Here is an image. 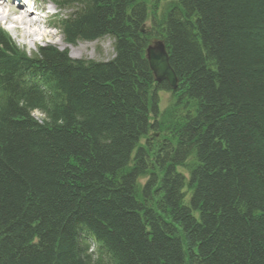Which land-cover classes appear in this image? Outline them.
I'll return each mask as SVG.
<instances>
[{
    "label": "trees",
    "instance_id": "1",
    "mask_svg": "<svg viewBox=\"0 0 264 264\" xmlns=\"http://www.w3.org/2000/svg\"><path fill=\"white\" fill-rule=\"evenodd\" d=\"M130 1L59 2L81 7L60 21L68 42L116 39L106 64L51 47L30 57L0 30V264H88L76 254L78 222L111 249L113 264H184L187 253L189 264H264V38L251 39L264 36V0L188 1L182 23L170 20L171 5L142 18L144 4L125 17ZM147 22L150 37L171 45L175 95L185 106L172 108L176 123L165 121L170 110L160 117L153 92L145 111L154 78L136 32ZM26 74L42 77L49 101L23 84ZM36 110L42 125L31 117ZM151 111L175 141L170 159L201 162L192 199L199 221L178 209L173 164L155 191L148 184L134 193L139 168L116 183ZM141 209L153 214L152 233ZM161 214L180 229L163 225Z\"/></svg>",
    "mask_w": 264,
    "mask_h": 264
},
{
    "label": "bare ground",
    "instance_id": "2",
    "mask_svg": "<svg viewBox=\"0 0 264 264\" xmlns=\"http://www.w3.org/2000/svg\"><path fill=\"white\" fill-rule=\"evenodd\" d=\"M188 1L190 2L192 0H161L159 5L160 6L171 5L173 7H177L175 9H173L174 13H170V20L173 17L182 23L183 18L186 15L185 7H186ZM148 2H149V0H131L125 8V17L126 16L128 18L132 17L133 16L132 15L133 10L137 9L139 6L142 8L141 5H144V4L147 5ZM156 3H158V1H156ZM57 9H58V7H57ZM66 9H68V8L67 7L61 8L62 11L66 10ZM159 9L161 10L162 8H159ZM142 12H143V15L141 16L142 18L144 17V14L148 15V10L145 12V8L142 10ZM158 12H159V10L157 12H155V14H158ZM78 13H79V11L75 10L74 17ZM0 16H1V14H0ZM17 16H18L17 20L19 21L18 23H20L19 25L20 26L22 25V27L24 26V32H21V33L25 34V36L32 39L33 36L35 35V33H34V31L31 32L30 28L32 27V25L36 26L38 24V22L37 21L36 22H32V21L29 22V17L31 16L29 14H28V17H26L27 18L26 20H24V18L21 15H17ZM149 16L151 17L152 14H149ZM28 22L31 23L32 25L28 24ZM145 25H146V23L144 24V27L142 25L140 27V29L137 30L136 39L138 38L139 41L148 43V47L146 45V50H145V60L148 64L149 70L153 74L151 63L160 64V63H162V59L158 54L157 55H148L147 49L150 46H152L153 48H157V50H160V46H161V47H163V49L165 50V52L167 54V57L169 58V60L167 62L168 66L170 68H172V70L174 71V73L176 75V71L174 70V67H173V64L171 61L172 52L169 51V48H171V45L168 47V40L164 36H162V38H161V36L157 35L156 38H160L159 40H155L154 38L150 37L151 34H149V30H148V28H146ZM25 27H26V30H25ZM195 35H196V41L198 43V46L200 47L201 50L205 51V47H206L205 42L200 40L198 33H196ZM45 36H47V34L43 33V38ZM140 36H141V38L144 39L143 41L140 40ZM107 37L111 38L113 40L114 51L116 52V46H115V43H117L116 39L112 38L110 36H107ZM256 38H257V40H254ZM263 38H264L263 35L260 36L256 33H253V35L251 37V39L254 40L255 43L257 41L262 43ZM100 40H98V41H100ZM34 41H35V39H34ZM75 42L88 43V42H93V40L91 41L90 39H87V38L77 37L75 39ZM254 48L255 47L253 46V49ZM82 60L88 62V64H94V65L109 63V61L98 62V61L92 60V59H82ZM153 78L154 79L150 81L149 88H151V90L149 89L150 92L148 93V98H147V101L145 104V111L148 112L147 105H150V104L154 105L153 99L151 98L152 92L155 94L157 99L161 100L162 94L164 93L163 91H165V92L171 91L172 92L171 98H174L173 100H177V102H175L173 104V106H177L180 109H184V107H185L184 104L180 103L178 96L175 95L176 92H178L180 90L181 86H179V87L177 86L176 88H174V87H172L171 83L169 84L168 81L163 80L162 82H158L156 80V78L154 77V75H153ZM21 80H22V77L20 78L19 81H21ZM22 81H23L24 85L28 84L27 80L24 79ZM159 85H164L165 87H163V89H159V88H157ZM44 86H45V84H43V87ZM43 94H45V95H43V97L46 98L47 101H49L50 97L48 96L47 92L46 93L44 92ZM175 96L177 99H175ZM37 113L40 114V117L36 116ZM31 117L34 120H36V122L40 125H42L41 123H43L44 118H45L44 114L41 111H37V110L31 112ZM160 134H162V132L156 131L154 126H152L148 122L146 124V128H145L144 132H141L138 135L137 140L133 144V147H132V149L128 155L127 162L124 165V167L130 169V170H128V173L136 172L137 169L139 168L137 175L133 179V182H134V180L137 178L135 180V184H134V193L137 195H141V193L143 192V190L146 189L148 184H150L153 191H155L157 188H159L162 185V179H163L164 175L166 174V172L167 171L171 172L170 165L173 164V166H175V168H176V170L174 171V174L177 175L181 181L179 186H178V191H177V194L179 196L178 203H177L178 209L179 210H181V209L186 210L189 213L190 217H193V219H195L196 221H199L200 220V212L198 210H196L195 207L193 206L192 199L195 195L196 190L198 189V180L195 177V173L201 167L200 166L201 162L200 161L190 162V161H188V159L185 158L184 155H182V157L179 159L180 161H177V163L172 161L169 156H165V153L171 154L170 144L167 146V151H165L166 142H163L164 140L161 143L157 144V141H159L161 139V137H159L160 139L158 140V137H157V136H160ZM163 134L168 136V133L163 132ZM147 148H148V150H147ZM160 155H162V157H160ZM71 160H72V157H70V162H71ZM163 163H164V165L160 166V164H163ZM165 163H166V165H165ZM168 163H169V165H168ZM138 164H140L139 167H138ZM176 164H177V166H176ZM70 165L75 166V167L78 166L76 161H74V163H72ZM191 169L194 172H192ZM173 170H174V168H173ZM124 177H125V175L123 173H118L115 176L116 183L118 185L122 184L123 183L122 180L124 179ZM143 177H144V181L139 183L138 180H140ZM151 215H153V214L148 213V212L146 213V212H144V210H142L138 213L140 222L144 226V228L146 229L145 231H147L148 234L152 233V230L150 227ZM160 217L163 219V220H160L163 225H165V226L174 225L173 229L175 230V232H177V230L180 229V223L174 222L173 220H168L170 217L168 216L166 218V214H161ZM67 227H68V225L66 226V229H67ZM68 229H69V227H68ZM69 230H71V229H69ZM72 230L74 233V234L72 233V235L75 236V238L77 240L76 254L79 255L81 260H84V259H85V261L88 260V264H113V259H112L113 254H111V252H112L111 249L108 248L107 245L105 246L104 243L100 242V240L86 226V224H84L83 222H78L77 226H74ZM32 242H33V244L38 245L39 237L36 234H34ZM190 255H191L190 253H187V255H183V257H185L184 264H189Z\"/></svg>",
    "mask_w": 264,
    "mask_h": 264
},
{
    "label": "rangeland",
    "instance_id": "3",
    "mask_svg": "<svg viewBox=\"0 0 264 264\" xmlns=\"http://www.w3.org/2000/svg\"><path fill=\"white\" fill-rule=\"evenodd\" d=\"M157 0H149L147 7H148V11H154L157 12L159 10V8H162V6L159 5V3H156ZM44 3V1L42 0H38L37 1V7H41V5ZM155 3V4H154ZM56 7V6H55ZM52 7V10H56L57 7ZM79 9H81L79 4H72L71 5V9H66L64 11H60V15L62 16H66L67 14L70 13V11L72 10V13L76 10L78 11ZM59 15V16H60ZM33 16V15H32ZM36 16H33V18H35ZM24 20H26V17H23ZM33 18L29 17V22H36ZM12 19V18H11ZM18 19V18H17ZM16 19V20H17ZM59 18L57 17L55 20L52 19L51 21H46V22H41L39 24L34 26L31 23L28 22V24L32 25V27L30 28V31H34L35 35L33 36V38H29L27 36H25V34L21 33L24 32V26L22 27V25L20 26L18 23V25L14 22L10 20V22H6L4 21L5 19L0 20V27L2 29H4L6 32L9 33V35L11 36L12 40L15 42V44L17 45L18 48H20L22 51H25L28 55H33L35 52H37L38 47H42V48H47V47H51V48H55L61 51H66L67 54L74 58V59H92V60H96L98 62H104V61H109L111 59L114 58L115 56V51H114V42L111 38H104L101 39L100 41H93V42H88V43H84V42H78L75 43L74 45H69L67 43L64 42V35L62 34V32L59 29H53V26H56L57 20ZM148 28L151 27V24L148 22L146 25ZM28 28V27H27ZM14 30V31H13ZM26 30V27H25ZM43 33H46L47 36H45L43 38ZM35 39V41H34ZM155 40H159L160 38H154ZM41 77V76H40ZM42 78V77H41ZM162 94V98L161 100L158 99V108H160L161 112H166L167 110H170L167 114V116L169 115L168 118H165V121L169 124H172L171 122L176 123L178 119H173L170 120V115L175 112L176 110H172V108L174 107L173 104L175 102H177V100H173L174 98H171V93L169 92H165ZM150 111V110H149ZM36 115V114H35ZM38 117H40V114L37 113ZM160 117L164 119L162 113L160 114ZM157 115L154 112H150L149 115V123L154 126L157 125L162 134H160V136L158 137V140L160 139L159 137H161V139L159 141H157V144L161 143L163 140V142H166L165 144V151H167V146L170 144L171 146V151L174 150V152L176 151V147H175V141L174 139L171 138V135L168 133V136L163 134V130L165 128V125L163 126V119L160 120ZM157 118V119H156ZM185 124L186 122H182L181 124ZM181 126V125H179ZM186 128V125L184 126ZM166 133V132H165ZM156 137V138H157ZM150 147V146H149ZM148 147V148H149ZM147 148V149H148ZM167 156H170V154H168ZM189 161V160H188ZM169 165V163H168ZM177 166V164H176ZM128 170H130L129 168L126 167H121L118 171V173H123L125 176L128 174ZM176 170L175 166H174V171ZM139 183L144 181V177L141 178L140 180H138Z\"/></svg>",
    "mask_w": 264,
    "mask_h": 264
},
{
    "label": "water",
    "instance_id": "4",
    "mask_svg": "<svg viewBox=\"0 0 264 264\" xmlns=\"http://www.w3.org/2000/svg\"><path fill=\"white\" fill-rule=\"evenodd\" d=\"M160 43V42H159ZM147 53L148 55H159L162 59V63L158 64V63H151V67L153 70V74L154 77L156 78V80L158 82H162L164 81H168L169 84H172V87L176 88L177 87V77L174 73V71L172 70V68H170L168 66V60L169 58L167 57V54L165 52V50L163 49V47L160 46V50H157V48H153L152 46H150L147 49Z\"/></svg>",
    "mask_w": 264,
    "mask_h": 264
}]
</instances>
